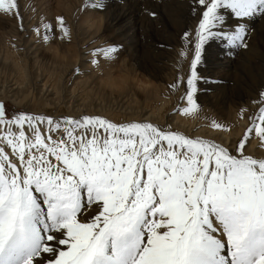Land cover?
I'll return each mask as SVG.
<instances>
[{"label": "snow or ice", "instance_id": "6c2138e0", "mask_svg": "<svg viewBox=\"0 0 264 264\" xmlns=\"http://www.w3.org/2000/svg\"><path fill=\"white\" fill-rule=\"evenodd\" d=\"M33 4L0 0V17L15 20L17 41L47 47L71 43L68 19L40 15ZM106 0H82L78 13L106 11ZM144 14L158 13L145 6ZM194 21L180 38L178 73L166 97L181 93L171 115H196L226 135L192 136L150 115L115 120L99 112L41 113L0 98V264H264V90L240 107L237 126L203 115L197 85L206 47L229 58L247 50L264 0H188ZM163 47V45H161ZM122 45L90 50L101 71ZM186 84V86H185Z\"/></svg>", "mask_w": 264, "mask_h": 264}, {"label": "bare ground", "instance_id": "6f19581e", "mask_svg": "<svg viewBox=\"0 0 264 264\" xmlns=\"http://www.w3.org/2000/svg\"><path fill=\"white\" fill-rule=\"evenodd\" d=\"M52 1L53 0H20L22 5L25 3H29L35 5L36 7V14H35L36 19L31 21L29 20V17H31L33 13L24 12L22 7L21 11L25 18L24 19L25 27H29L30 24L37 23L40 15H44L49 19H53L57 15H63L68 19L69 23L72 25L73 28V37L71 43L53 42L54 44L51 43L47 47H43L41 45L33 44L31 42L32 38L30 36V38L26 41L23 42L17 41V43L20 46L24 47L25 49L23 52L17 53L11 47L10 43H8V40L10 37L22 36L23 34L17 31V27H16L17 22L15 20L0 17V26L2 27L4 26L8 28L7 30H4L3 32L0 33V37L4 39L3 41L6 47L5 52L1 51L3 54L0 53V67H2L3 69L7 68V70L10 68L14 72L13 74L14 79H12L14 80L12 81L13 84L8 85L6 83V85H8V88H5L3 86L2 89L0 88L1 89L0 98L7 96L8 99H11V101H15V105L20 106L24 110H29L33 112L54 113L57 115L61 113L76 115L84 110L88 112L93 111L94 109L92 108V106L96 105L95 102L93 101V98H96V96H98L99 99H101V101L104 100L100 92H97L93 96L92 92H93V88H95L94 86L95 82L93 81H96L98 88L101 86L102 81L93 80V78L87 79L84 77L78 79L79 85L81 86V88L83 87L84 89L82 93L83 96L86 97L92 96L90 99L87 100L84 98L82 100H79V98L73 92H65V91L63 92L61 90L62 87L61 83H63L62 76L68 73L69 68H72L76 64V61L80 58L82 54L81 46L84 43L85 44L88 43L91 37L90 35L91 31H92V37L96 38L97 40L102 39L101 37L98 36L102 28L116 31L115 40L122 41V44H124L127 47V51L129 54L128 57L130 58V60H133L135 59L134 52H136L135 50L137 49V45H138L136 29L137 27H139V29H142L145 28V26L141 21L136 23L131 20L133 19L132 15L130 14L131 12L128 10V8L125 5L116 6L113 9L109 7L108 11L104 12L101 15L94 16L95 15L94 12H89V13H81V15L79 16L80 13L77 12V8L82 3V0H54L56 3L54 9L51 8ZM180 5L181 7L176 9L174 15H172L171 12H168L167 6L164 9V11L166 12L162 14L163 29L167 36L166 39L171 40V42L174 44L175 47H173V49L177 48L176 50L174 49L175 51L171 50L174 51L173 53H175L176 54L175 56L177 57H178L177 52H179L181 46L180 38L182 36L179 32L181 29L178 31V28L180 24L181 27L185 29L189 28V26L191 28L192 27L191 22H194L191 16L189 15L188 0H186L184 3H181ZM180 16H181V20H179ZM79 20H81V22H79ZM77 22H79L78 24L79 26L83 25L82 23L86 24L85 31H83L84 29H82V32H80L79 34H78L79 31L78 28L76 32L74 30V26H76ZM165 22L168 25L165 24ZM257 24L261 26L255 27L256 30L252 34L251 38L255 37L264 40V22H257L256 25ZM125 33H129L128 38L122 37V35H124ZM150 35L151 33L149 32V36ZM81 36L83 37L82 41L80 39ZM80 41L82 44L78 49L77 44ZM107 41L109 40L107 39ZM251 44H254L257 47L260 46V42L258 40H250V45ZM250 45L247 50H240L239 55L242 56V58L246 62L252 63L251 60L252 56H249L251 55V53L249 52L259 51V49L252 48ZM43 48H45V50H43ZM48 50L49 53L46 55L51 56L50 60H48L50 64H44L46 63L47 59L42 58L43 51L47 52ZM223 57L226 58L225 56ZM218 62H224V64L226 63V65H228L231 61L225 59ZM218 62L217 64H219ZM9 65L10 67L8 68ZM184 65L187 64L185 63ZM50 66L51 68L48 69L47 67ZM139 68L145 69V72L152 78L159 77L158 74H153V72L147 69L146 67H141L139 65ZM125 71L134 72L135 68L134 67L125 68ZM166 75L169 76L168 74ZM110 83H111V78H109L107 81L104 82V84L109 89H112V85ZM149 86L147 85L144 87L145 89H143V93L146 98H151L153 101H155V106L152 109V111H147V108H141V107L139 108L138 106L139 110L136 108L138 111L135 112L134 114L132 112L133 110L132 108L124 107L125 111L122 110V112L124 113L116 114L111 112V114H109L111 115L110 117L115 120H119V119L128 118V117H124L126 114L130 118L135 115L137 118L140 117L141 115H150L151 118H153L154 120L160 123H172L173 127L179 128V130L192 136H202L204 138L216 137L217 139H219L220 136L226 135L225 133L216 131L212 127L206 129L205 127H203V125L205 124V119H199V117L196 115L181 116V117L176 116L173 117V120L164 119L163 115L161 114H163L162 112L166 110L165 108L166 103L173 96L176 99L179 93H176L175 95L165 98L166 96L159 94L156 91V89L153 88L151 89V87ZM216 95L218 94H214L213 97H215ZM79 96L80 98L82 97V95ZM115 97L116 96H113L112 94L109 95L104 103H108V102L111 103L110 100H113ZM242 99H243L242 95H235L234 97H228V95H226L224 90H221L219 93V97L213 100V102L211 103L214 106L218 104V100H222L224 102L225 101L231 102V106H233ZM119 100L120 99H117L116 101ZM89 101H92L93 104H91ZM104 103L102 102L103 105ZM118 103H120V101L117 102L116 104ZM95 110L99 111L97 109ZM203 112H204L203 113L204 116L211 117L210 116V114H212L211 111L207 112L206 110H204ZM231 114L232 116L229 117L227 121L229 122L236 120L234 122L236 123L238 122V127L236 126L237 128H234L232 130V135L233 137H235V135L239 133L240 126H242L243 121H238L235 111L232 112ZM251 148L257 155H264V146H261L257 141L254 140L252 142Z\"/></svg>", "mask_w": 264, "mask_h": 264}, {"label": "rangeland", "instance_id": "374dc122", "mask_svg": "<svg viewBox=\"0 0 264 264\" xmlns=\"http://www.w3.org/2000/svg\"><path fill=\"white\" fill-rule=\"evenodd\" d=\"M185 1L186 0H106V3L108 4V8L110 7L113 9L116 6L125 5L128 8V10L131 12L130 14L132 15V18H133L131 20L136 23L141 21L145 26V28L139 29V27H137L136 29L138 45H137V49L135 50L136 52H134L135 59L130 60V58L128 57L129 54L127 51V47L124 44H122V41L115 40L116 31H113L111 29L102 28L101 32L98 34V36L102 38L100 40L93 38L92 31H91L90 32L91 37L88 43L82 44L81 41L83 37L82 36L80 37L81 41L78 42L77 48L79 49L82 44L81 46L82 54L80 58L76 61V64L72 68H69L68 73L62 76L63 83H61L62 84L61 90L63 92L64 91L73 92L74 94H76L79 100H82L83 98L86 100L90 99L92 96L91 97L83 96L82 93L84 89L83 87L81 88V86L79 85L78 79H80L81 77L82 78L84 77L87 79L93 78V80H101L102 83H101V86L98 88L96 81H93L95 82V85H94L95 88H93L92 94L94 96L97 92H100L104 100L101 101V99H99L98 96H96V98H93V101L98 106L91 105L94 110L90 112L95 111L101 114L104 113V115L106 114L108 116L109 114H111V112L116 113V114L124 113L122 112V110L125 111L124 107L132 108L133 109L132 112L134 114L135 112L139 110L140 107L147 108V111H152V109L155 106V101H153L151 98H146L144 96V93H143V89H145L144 87L147 85L148 86L150 85L149 87H151V89L152 88L156 89V91L159 94L166 96V93H167L166 85L174 82L178 74L182 75L183 73L188 71V66L184 65L185 64L184 62H181L183 71L181 70V73H178L177 60L179 59V57L175 56L176 54L173 53L177 48H174L175 49L174 50L173 49V47H175L174 44L171 42V40L166 39L167 36H166V33L164 32L163 22H162L163 21L162 14L166 12L164 11L166 6H167L168 12H171V14L174 15L176 9L181 7L180 4L184 3ZM55 5L56 3L53 0L51 2V8L54 9ZM145 6L155 10L158 13L159 18L157 20H152L148 18L144 14V11H143ZM108 8L106 11L94 12L95 15L94 14L92 15L94 16L101 15L104 12H107ZM80 15L81 13L79 14V16ZM179 20H181V16L179 17ZM79 22H81V20H79ZM79 22H77L76 26H74L75 32L77 28L79 29L78 34L82 32V29H84L83 31H85L86 29V24L82 23L83 25L79 26L78 25ZM165 24L167 23L165 22ZM191 24L193 26L194 22H191ZM256 26H261V25L257 24L255 25V27ZM7 29H8L7 27L0 26V33ZM186 29L181 27V24H180L178 31L180 30L179 32L182 35ZM149 32L151 33L150 36H149ZM122 37L128 38L129 33H125L124 35H122ZM107 39L111 43L122 45V49L117 59L114 60L110 64L105 63L103 61V58H101V71L103 72V75H100L99 72L93 70V71L86 72L83 76H74L73 69L77 65H83L85 68H91L90 64L85 63V61L91 59L88 53L90 52L91 49L101 46L103 42ZM3 40L4 39L0 37V53L1 54H3L1 51L5 52V49H6ZM250 40H258L260 42L259 47H257L254 44L250 45L252 48L259 49V51L249 52L251 53V55L249 56H252L251 57L252 63L246 62L242 58V56L239 55L240 51H238L235 54L234 58L229 59V57L226 55V52L224 51L222 46L213 42L206 47L204 55H203V62L198 66V71L200 75L208 77L213 81H216V83H208V84H205L203 82L198 83L197 93H196V99H197L198 104L202 106L203 111L204 110H206L207 112L211 111L212 114H210V116L214 117L217 121L235 124L237 125V127H238V122L237 123L234 122L236 120L229 121V122L227 121L228 118L232 116L231 113L235 111L237 115V112L240 107L248 106L250 103V100L253 98H256L260 90H264V40L261 38L258 39L255 37L251 38ZM54 42H58V41H54ZM161 45H163V47H161ZM43 50H45V48H43ZM171 50H174V51H171ZM48 53H49V50L47 52L43 51V55L39 54V55H42L43 59H47L46 63L44 64H50L48 60H50L51 56L46 55ZM223 56H225L226 58H224ZM225 59H228L229 61H231L228 64L229 66L226 65V63L224 64V62H218V61L225 60ZM217 62L219 64H217ZM138 64L141 67H146L147 69L152 71L153 74H158L159 77L158 78L150 77L145 72V69L139 68ZM51 66L47 68L49 69L51 68ZM9 67L10 65L8 66V68ZM124 67L125 68L134 67L135 71L126 72ZM0 73H1L0 74V78H1L0 88L1 89L3 87L8 88V85L13 84L12 81L14 80L12 79H14L13 78L14 72L10 68L7 70V68L3 69L2 67H0ZM2 73L4 75L6 74L7 75L4 76ZM166 74H168L169 76H167ZM109 78H111L110 84L112 85V89H109L104 84V82L107 81ZM3 81L5 82V84ZM6 83L8 85H6ZM14 86H15V83H14ZM221 90H224V92L226 93V95H228V97H234L235 95H242L243 99L241 101H238V103L233 106H231V102H226V101L224 102L222 100H218V104L213 106L211 102H213V100L219 97V93ZM111 94L116 97L113 100H110L111 103L109 102L104 103L105 100L108 98V96ZM179 94L176 99L173 96L166 103L165 105L166 110L162 112L163 114H161L163 115L164 119L173 120V117L182 116L180 114H175V115L170 114L173 106L176 104L178 100ZM214 94H218V95L213 97ZM79 95H82V97L80 98ZM117 99H120L119 100L120 103L118 104H116L117 102H119V101H116ZM9 100L11 101V99ZM89 102L93 104L92 101H89ZM102 102L104 103V105L102 104ZM15 107L17 109H23L17 105H15ZM95 109L99 111H96ZM82 112H88V111L84 110ZM110 116L111 115H109V117ZM124 117H128V119L137 118L136 115L130 118L127 114ZM198 117L199 119H203L200 116ZM203 127H205L206 129H209L211 127L210 122L208 120H205V124L203 125Z\"/></svg>", "mask_w": 264, "mask_h": 264}]
</instances>
